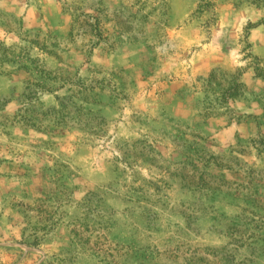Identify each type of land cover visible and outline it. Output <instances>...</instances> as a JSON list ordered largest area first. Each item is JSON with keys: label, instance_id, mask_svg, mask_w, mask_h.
<instances>
[{"label": "rangeland", "instance_id": "obj_1", "mask_svg": "<svg viewBox=\"0 0 264 264\" xmlns=\"http://www.w3.org/2000/svg\"><path fill=\"white\" fill-rule=\"evenodd\" d=\"M0 264H264V0H0Z\"/></svg>", "mask_w": 264, "mask_h": 264}]
</instances>
